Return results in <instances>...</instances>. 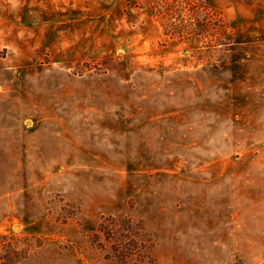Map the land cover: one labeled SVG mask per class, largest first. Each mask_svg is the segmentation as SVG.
Listing matches in <instances>:
<instances>
[{"label": "rangeland", "instance_id": "374dc122", "mask_svg": "<svg viewBox=\"0 0 264 264\" xmlns=\"http://www.w3.org/2000/svg\"><path fill=\"white\" fill-rule=\"evenodd\" d=\"M0 264H264V0H0Z\"/></svg>", "mask_w": 264, "mask_h": 264}, {"label": "trees", "instance_id": "16d2710c", "mask_svg": "<svg viewBox=\"0 0 264 264\" xmlns=\"http://www.w3.org/2000/svg\"><path fill=\"white\" fill-rule=\"evenodd\" d=\"M207 16H208V15H207ZM199 17H200V16H199ZM206 18H207V17H206ZM206 18H205V19H206ZM205 19H204V20H205ZM220 23L222 24V26H224V24H223L221 21H220ZM201 34H202V33H201Z\"/></svg>", "mask_w": 264, "mask_h": 264}]
</instances>
